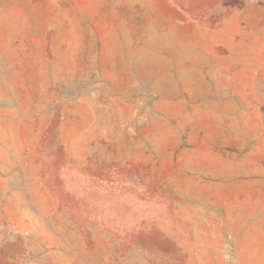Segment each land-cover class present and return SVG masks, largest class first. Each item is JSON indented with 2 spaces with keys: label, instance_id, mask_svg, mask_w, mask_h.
I'll list each match as a JSON object with an SVG mask.
<instances>
[{
  "label": "rangeland",
  "instance_id": "obj_1",
  "mask_svg": "<svg viewBox=\"0 0 264 264\" xmlns=\"http://www.w3.org/2000/svg\"><path fill=\"white\" fill-rule=\"evenodd\" d=\"M0 264H264V0H0Z\"/></svg>",
  "mask_w": 264,
  "mask_h": 264
}]
</instances>
